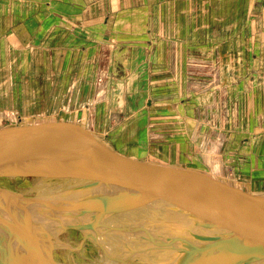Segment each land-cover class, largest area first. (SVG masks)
<instances>
[{
	"label": "crops",
	"instance_id": "obj_1",
	"mask_svg": "<svg viewBox=\"0 0 264 264\" xmlns=\"http://www.w3.org/2000/svg\"><path fill=\"white\" fill-rule=\"evenodd\" d=\"M258 13L246 27L245 0H0V91L13 93L26 72L27 104L49 97L51 114L99 132L130 106L146 136L125 142L134 155L197 154L209 131L239 152L251 97L245 60H264V5ZM38 68L41 81L29 79Z\"/></svg>",
	"mask_w": 264,
	"mask_h": 264
},
{
	"label": "water",
	"instance_id": "obj_2",
	"mask_svg": "<svg viewBox=\"0 0 264 264\" xmlns=\"http://www.w3.org/2000/svg\"><path fill=\"white\" fill-rule=\"evenodd\" d=\"M64 117L66 114L59 111L35 116L31 123H8L0 127V163L12 160L16 154L13 150L38 148L52 142L77 145L79 141L93 161L85 171L103 172L97 180L111 184V190L98 192L88 187L84 189L88 191L75 197L62 192L29 198L0 186V217L10 219L7 226H24L22 217L26 220L30 214V225L33 220H39V224L43 222L42 228L60 222L71 229L139 233L142 228L150 231L155 227L158 220L154 218L159 215L143 214L131 223L105 220L155 206L180 221L181 229L188 231V239L184 240L188 244L187 260L200 254L188 264H245L264 256V196L222 183L204 171L153 162L142 153L136 159H129L110 147L101 132L91 134L83 122ZM245 200L253 205L249 203L251 207H245ZM40 202L61 204L54 211L68 209L75 214H53L58 216L54 221L43 219L46 211L34 208ZM41 250L42 254L46 253L45 247ZM11 259L17 261V257Z\"/></svg>",
	"mask_w": 264,
	"mask_h": 264
},
{
	"label": "rangeland",
	"instance_id": "obj_3",
	"mask_svg": "<svg viewBox=\"0 0 264 264\" xmlns=\"http://www.w3.org/2000/svg\"><path fill=\"white\" fill-rule=\"evenodd\" d=\"M235 2H239L240 4L242 0H235ZM263 5L264 0H245L246 27H248L249 23L252 24V21L257 19L259 14L258 10ZM260 18L264 20V16H261ZM251 35L253 34L251 33ZM256 50L257 49L254 48V45H249L248 51L251 53H249L250 56H252L254 54L253 51ZM262 50L260 47L259 51ZM11 58L13 59V57ZM12 59L11 62H14ZM263 63L264 60L262 59L245 60V92H247L251 97L248 100L250 107L247 109L248 112L245 117L244 139H235V141L232 140V142L234 141L240 146L239 152L236 151L237 148L233 150L230 149L225 139L219 141L217 140L218 142L216 140H211V137L215 136V133L214 131H209L207 134H209L210 138L205 139V142L200 145H195L196 151H198L197 154H189V148H187V151H181L182 155H172V158L153 154L150 156L147 155V158L149 160H159L163 163H169L182 167L188 166L190 169L195 167V165H192V162H194L195 164L197 163L196 165L198 166V170L210 174L214 179H218V181L222 183L237 186L243 191L251 194H264V103L262 105V101L264 100ZM12 69L14 72L15 68L12 67ZM40 71V68H38L36 75L29 76V79L40 82ZM25 73L26 72H22L19 75L17 74L18 77L14 75L16 89L13 93L10 92L7 96L5 92L1 93L0 91V127L5 126L8 123H31L37 113H41L40 115L42 116L51 115L52 112L57 111L56 102L49 101V97L46 98L45 101L37 100L38 102L36 104L34 103V98H31L30 101L33 105L26 103L27 97L21 92L22 87L20 86V83H25L28 79V77H25ZM5 83H7V80ZM28 84L31 85V81L28 82ZM4 86L7 88V85ZM143 94L145 93L142 92V95ZM252 96H254L253 99ZM245 102H247V100H245ZM129 108V111L128 107L125 111L127 113L122 112L121 109H123V107L119 109L121 111L119 117L116 119L121 117L120 120H122V118L128 114L122 123L115 124L111 121V125L105 131H101V133L99 131L97 132H99L102 138L109 142L114 149L116 148L115 145H119L118 149L124 151L123 156L135 159L137 157L134 155L135 149L133 148L130 150L131 147H126L125 144L127 143L125 142L136 138L139 134L145 131V128L142 127V120L139 118H133L132 111H134V109L130 106ZM65 109H67V111L72 110L70 107H66ZM129 112H131L132 115H130L131 113ZM64 119L69 120V117H64ZM206 126L207 129H211L210 126H217V128H220V126L223 125ZM232 126H238V133L242 128V125H235V123ZM84 127L88 129L90 133L95 134V130L88 124H84ZM221 130H223L221 136L229 134L228 131L226 132L225 128H221ZM139 136H141L143 141H145L146 136H144L143 133ZM248 139L250 140L248 141ZM154 143L159 145L161 142L155 141ZM233 151H235V154ZM34 185L35 182L26 176H9L6 173L0 174V186L15 192L21 197L30 198L32 196V190H35ZM245 203L247 204H245V207H251L250 205H253V203H250V205L248 202ZM3 219L4 218H0V220ZM4 220L10 221V219L7 218ZM44 227L46 228L39 226L37 229L34 227H27L24 229L18 226L9 228L4 227V229H0V256L7 255L10 257H17L22 261H31L36 263H44L46 260H54L57 262H67L68 260L69 263L75 260L78 263H87L85 259L87 258V260H89V253L95 256L94 247L89 241L84 240V234L82 232H78L77 228L71 229L68 225ZM30 229L31 231H28ZM19 233L21 236L18 235ZM24 236H26V239ZM66 239L70 240L71 243L74 240L80 241L79 244L72 243V248H75V251H72V256L67 253V246L64 247L65 245H63L64 242H66ZM33 243H35L36 246ZM53 244H55V246ZM56 246L59 247L61 251L58 252V250L54 248ZM44 247L46 248V253L42 254L41 249ZM78 248L79 253L83 255H81V257L76 254V250L78 251Z\"/></svg>",
	"mask_w": 264,
	"mask_h": 264
},
{
	"label": "bare ground",
	"instance_id": "obj_4",
	"mask_svg": "<svg viewBox=\"0 0 264 264\" xmlns=\"http://www.w3.org/2000/svg\"><path fill=\"white\" fill-rule=\"evenodd\" d=\"M107 143L109 144V142ZM65 144L66 143L62 142L49 143L43 144L38 148L13 150L12 152H14V154L16 153L13 159L8 162L0 163V174L6 173L9 176L21 175L26 176L29 179L31 178V180L35 182V190H32L33 192L31 197L55 196L62 192L70 197H75L83 191H88L84 190L88 187H91L98 192H108L111 190V184H103L97 180L98 177L95 178V172L97 171H85V169L93 163V161L87 151L81 146L80 142L78 141L77 145L68 144L67 146ZM110 147L112 146L110 145ZM139 155L140 154L136 155V158H138ZM150 160L153 162L172 165L169 163H163L159 160ZM196 164L192 162V165H195V167L191 170L198 171V166ZM176 166L177 165H174V167ZM183 168H188V166H184ZM252 195L264 196L263 193ZM245 202L252 203L251 201L246 200ZM59 205L40 202L36 203L34 208L46 211V215L43 216V219L50 221H54V219L58 218V216L75 214V212L67 211L68 209L54 211L53 208L57 207L59 209ZM155 213L159 215L154 218L158 221L155 227H153L150 231H145V229L142 228V232L129 233L124 230L116 229H99L94 231L89 228H77L78 232H82L84 234V240L89 241L95 250V256L89 253V260H87V258L85 259L87 263H78L75 260L71 263H69L68 260L67 262L46 260L44 263H36L31 261H22L18 258L16 261L11 259L10 256L4 255L0 256V264H53L54 262L55 264H188L190 261L200 256V254H195L194 257L190 256L187 260L185 249L188 244L185 243L184 240L188 239V231L186 232L181 229L182 223L180 221L172 219L167 212L159 209L158 207L150 206L148 208H143L123 215H115L105 221H110L115 224L131 223V220L142 218L143 214L152 215ZM53 214L59 215L54 217ZM75 217H77V215H75ZM22 219L24 226L21 228L25 229L27 227H34L37 229L39 226H43V222L39 224V220H33V224L30 225V216L26 220H24L23 216ZM3 220H0V229H4V227H13L7 226L8 223H10L9 220H4L7 224L3 227L4 222H1ZM11 220L16 221L15 217H13V219L11 218ZM66 221L69 222L71 220L68 219ZM53 224L54 225L45 224V226L54 227L58 225H66L60 222H53ZM143 224L144 222L141 223V225ZM124 229H128V227ZM28 231H31V229ZM18 235L21 236L20 233ZM24 237L26 239V236ZM72 243L79 244L80 241L74 240ZM72 243L70 240L66 239V242L63 244L65 245L64 247L67 246V253H69L70 256H72V251H75V248H72ZM33 244L36 246L35 243ZM53 245L55 246V244ZM54 248L58 250V252L61 251V249L57 246ZM76 254L81 257L82 254L79 253V248L78 251L76 250ZM245 264H264V256L246 262Z\"/></svg>",
	"mask_w": 264,
	"mask_h": 264
},
{
	"label": "flooded vegetation",
	"instance_id": "obj_5",
	"mask_svg": "<svg viewBox=\"0 0 264 264\" xmlns=\"http://www.w3.org/2000/svg\"><path fill=\"white\" fill-rule=\"evenodd\" d=\"M29 216H30V215H29ZM12 219H13V217H12ZM14 227H18V226H14ZM19 227H23V226H20V225H19Z\"/></svg>",
	"mask_w": 264,
	"mask_h": 264
}]
</instances>
